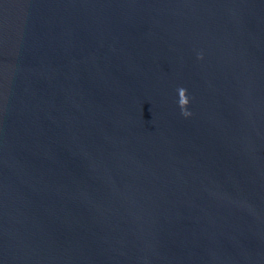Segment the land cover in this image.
<instances>
[{
    "label": "water",
    "instance_id": "95a60500",
    "mask_svg": "<svg viewBox=\"0 0 264 264\" xmlns=\"http://www.w3.org/2000/svg\"><path fill=\"white\" fill-rule=\"evenodd\" d=\"M0 264H264V0H0Z\"/></svg>",
    "mask_w": 264,
    "mask_h": 264
},
{
    "label": "clouds",
    "instance_id": "9594fccd",
    "mask_svg": "<svg viewBox=\"0 0 264 264\" xmlns=\"http://www.w3.org/2000/svg\"><path fill=\"white\" fill-rule=\"evenodd\" d=\"M199 58H203L202 55ZM178 92V107L181 110V115L185 118L190 117L192 113L188 110V105L190 103L187 90L183 87L177 89Z\"/></svg>",
    "mask_w": 264,
    "mask_h": 264
}]
</instances>
